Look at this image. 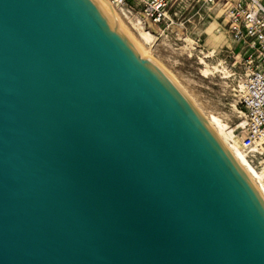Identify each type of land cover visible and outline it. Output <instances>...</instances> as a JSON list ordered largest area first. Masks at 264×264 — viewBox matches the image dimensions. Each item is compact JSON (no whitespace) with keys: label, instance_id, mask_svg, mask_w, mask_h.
I'll return each instance as SVG.
<instances>
[{"label":"water","instance_id":"obj_1","mask_svg":"<svg viewBox=\"0 0 264 264\" xmlns=\"http://www.w3.org/2000/svg\"><path fill=\"white\" fill-rule=\"evenodd\" d=\"M0 264H264V199L105 0H0Z\"/></svg>","mask_w":264,"mask_h":264},{"label":"built area","instance_id":"obj_2","mask_svg":"<svg viewBox=\"0 0 264 264\" xmlns=\"http://www.w3.org/2000/svg\"><path fill=\"white\" fill-rule=\"evenodd\" d=\"M126 19L153 36L152 47L186 34V11L203 9L220 20L230 47L223 55L226 80L240 114L241 143L249 160L264 170V3L261 0H107ZM196 10V11H195ZM195 14V15H196ZM181 21V22H180ZM219 25L216 28L218 33ZM185 31V32H183ZM179 38V37H178Z\"/></svg>","mask_w":264,"mask_h":264},{"label":"rangeland","instance_id":"obj_3","mask_svg":"<svg viewBox=\"0 0 264 264\" xmlns=\"http://www.w3.org/2000/svg\"><path fill=\"white\" fill-rule=\"evenodd\" d=\"M261 1L264 3V0ZM213 13L215 15L209 17L211 11L203 9L198 14L194 10L191 12L188 10L182 15V18H186L185 22L187 19L190 22L184 24L187 28L186 34L181 35L178 30L179 38L177 36H175L176 39L172 38L175 43L173 47L178 49L175 52H172L168 45L163 47L164 42L152 47L153 38L150 44L143 43L138 31L133 27L134 22L126 20L119 11L118 21L122 27L126 28L134 44L136 43L139 49L156 61L166 71L165 73L169 77L171 76V79H175L174 81H177V84L179 83L183 87L182 89L197 101L204 112H213L224 116L234 129L237 138L241 140L242 119L232 106L235 100L231 93L230 81L223 79L219 73L214 76L201 73L204 70V65L200 62L201 57H204L202 53L209 55V58H204L208 64L215 65L219 61L223 62V55L230 47L228 38L222 30L221 22L216 18L218 17L217 13ZM218 25L220 26L219 33L216 32ZM191 44L195 49H192ZM150 46L152 50L149 49Z\"/></svg>","mask_w":264,"mask_h":264},{"label":"bare ground","instance_id":"obj_4","mask_svg":"<svg viewBox=\"0 0 264 264\" xmlns=\"http://www.w3.org/2000/svg\"><path fill=\"white\" fill-rule=\"evenodd\" d=\"M105 0L106 7L110 11V13L113 15L121 29L129 36V38L132 40V37H130V34L126 31V28L122 27V25L118 21V10L114 8L110 3L107 4ZM215 13H217L218 17L221 13V8L217 7L215 8ZM135 29L138 31L139 36L141 38V41L145 44H150L151 39L153 36L150 32H147L145 30H142L140 27H136V25H133ZM187 41V40H185ZM133 42V41H132ZM134 43V42H133ZM189 43V42H188ZM190 45V44H189ZM135 46L137 50L140 52L142 57H146L150 59L152 62H154L161 70V66L157 64L156 61L149 58L148 55L142 50L139 49L135 43ZM192 47V44H191ZM150 50L151 46L149 47ZM192 49H195L192 47ZM204 57H201V64H203L202 74L207 76H214L216 73H219L222 75L223 79L227 78V74L225 71V65L222 61H219L215 65L208 64L204 58H209V55L206 53H202ZM154 58V57H153ZM164 71V70H163ZM166 72V71H164ZM167 74V73H166ZM168 75V74H167ZM169 77V76H168ZM171 79V76H170ZM173 79V78H172ZM175 79H173L174 81ZM177 81H174V83ZM226 83V82H225ZM177 86L186 94V96L189 98V100L193 103V105L199 110V112L205 117L208 124L211 126V128L215 131V133L219 136L221 141L224 143L228 151L232 154L234 159L237 161V163L243 168L248 178L251 180L257 191L260 193L262 198L264 199V170L255 166L249 158L246 156L245 151L242 147L241 140L237 138V135H235L234 129L229 125L228 121L224 116H220L219 114H214L213 112H204L199 105L197 104V101L192 98L188 93L182 89L183 87L178 83ZM233 109L237 111V108L235 106V103H233Z\"/></svg>","mask_w":264,"mask_h":264},{"label":"crops","instance_id":"obj_5","mask_svg":"<svg viewBox=\"0 0 264 264\" xmlns=\"http://www.w3.org/2000/svg\"><path fill=\"white\" fill-rule=\"evenodd\" d=\"M218 33H219V30H218Z\"/></svg>","mask_w":264,"mask_h":264}]
</instances>
